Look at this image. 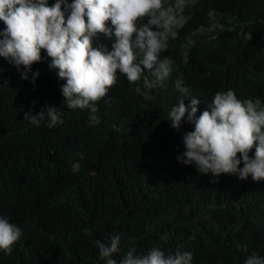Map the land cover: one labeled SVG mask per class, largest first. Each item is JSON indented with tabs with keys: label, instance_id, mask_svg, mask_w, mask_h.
I'll list each match as a JSON object with an SVG mask.
<instances>
[{
	"label": "trees",
	"instance_id": "16d2710c",
	"mask_svg": "<svg viewBox=\"0 0 264 264\" xmlns=\"http://www.w3.org/2000/svg\"><path fill=\"white\" fill-rule=\"evenodd\" d=\"M205 6L234 12L249 25L240 35L221 18L217 39L190 52L189 94L201 91L207 99L233 87L264 101V0H207ZM95 43L111 49L102 35ZM49 63L32 65L39 72L35 83L22 79L13 64H0V215L23 232L11 255L0 252V264H103L94 241L112 234L121 236L118 261L130 246L137 254L182 246L193 253V264H242L241 258L214 259L217 247L240 253L246 244L264 252V179L251 187H219L211 174L178 162L183 133L193 126L174 130L167 100L156 89L150 102L136 95L135 84L112 89L110 99L98 103L100 123L90 126L89 110L62 103L66 80ZM46 105L58 106L63 124L37 127L23 119ZM75 161L81 164L77 174L71 171Z\"/></svg>",
	"mask_w": 264,
	"mask_h": 264
},
{
	"label": "clouds",
	"instance_id": "9594fccd",
	"mask_svg": "<svg viewBox=\"0 0 264 264\" xmlns=\"http://www.w3.org/2000/svg\"><path fill=\"white\" fill-rule=\"evenodd\" d=\"M206 1L54 0L49 4V0H0V21L5 25L0 28V64H13L22 79L35 83L39 72H33L32 65L50 58V69L66 80L61 85L62 103L67 109L89 110L90 126L100 123L98 103L112 89L131 90L135 84L136 95L145 102L154 99L156 89L167 100L170 126L177 132L185 123L193 126L183 133L185 150L177 156L178 162L211 174L219 187L259 185L264 179L263 99L233 87L211 92L207 99L208 94L201 91L197 97L189 94L190 52L217 39L215 30L222 29L221 18L240 35L249 25L234 12L205 6ZM101 35L106 43L112 42L111 49L96 45ZM244 38L251 40L252 33ZM62 117L58 106L46 105L35 115L31 110L25 112L23 119L37 127L46 122L54 128L64 123ZM126 153L133 155V151ZM80 168L75 161L71 171L77 174ZM222 174L227 175L219 178ZM22 234L18 224L0 215V252L11 255ZM94 243L103 264H193L194 260L193 253L182 246L172 253L153 247L140 254L130 246L118 261L119 234ZM217 250L214 259L238 263L241 258L242 264H264V252L249 250L246 244L239 245L240 253Z\"/></svg>",
	"mask_w": 264,
	"mask_h": 264
}]
</instances>
